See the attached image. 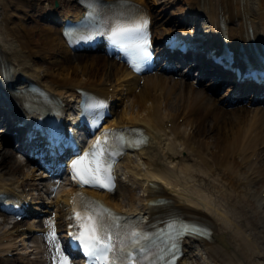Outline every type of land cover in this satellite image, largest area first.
<instances>
[{"label": "bare ground", "instance_id": "obj_1", "mask_svg": "<svg viewBox=\"0 0 264 264\" xmlns=\"http://www.w3.org/2000/svg\"><path fill=\"white\" fill-rule=\"evenodd\" d=\"M6 1L21 18L20 29L13 27L6 10L0 23V80L14 86L10 96L14 113L22 110L20 94L31 80L56 91L70 111L74 101L79 102L73 100L78 87L101 95L118 91L122 95L126 88L127 96H133L132 102L121 113L115 110L111 121L119 125L142 124L150 134L149 145L135 153L138 163H134L131 154L124 162L126 172L134 176L132 180L139 181L142 194L135 195L127 188L128 202L121 205L117 195L93 193L117 210L144 213L152 221L158 214L162 219L178 214L206 225L213 232L211 238L188 243L189 248L194 246L201 251L210 264H264V110L251 112L241 107L225 112L228 101L213 97L205 88L196 89L194 83L186 80L161 74L143 77L139 84L125 65L103 55L73 56L61 28L43 26L39 20L48 13L70 16L79 10L77 0H58L59 7L54 6L55 0H35V6L24 0H0V6L9 7ZM134 1L152 12L147 0ZM182 1L196 20L204 19L200 20L201 26L208 36L219 39L223 22L226 26L234 25L227 28V34L237 45L241 41L264 44V0ZM42 2L47 6L41 7ZM148 3L163 16L157 0ZM169 3L172 0H165L166 5ZM30 16L36 18L33 26L25 21ZM163 18L156 23L161 32L173 31L166 27ZM180 22L173 25L184 26V21ZM41 61L46 64L44 67ZM22 77L28 81H20ZM167 122H172L169 129ZM207 122L209 131L212 130L210 136L204 134ZM181 125L190 126L189 131L182 133ZM169 134H174V139L164 138ZM177 142L186 151L180 160ZM14 157V152L0 143V193L21 195L24 179L16 176V171L24 170L25 165ZM32 177L30 174L26 179ZM158 197H165L169 203L154 211L150 201ZM70 198L71 194L67 203ZM19 226L16 223L11 230L0 233V255L6 262L10 261L9 253L19 249L18 237L26 239L33 231V227ZM19 232L21 235H16ZM21 242L25 244V240ZM37 253L40 254L38 250Z\"/></svg>", "mask_w": 264, "mask_h": 264}, {"label": "snow or ice", "instance_id": "obj_2", "mask_svg": "<svg viewBox=\"0 0 264 264\" xmlns=\"http://www.w3.org/2000/svg\"><path fill=\"white\" fill-rule=\"evenodd\" d=\"M146 23L145 20L133 27L117 25L111 30L110 37L119 42L134 33H142ZM142 52L144 55H148L146 49H142ZM107 136L106 133L103 138L97 140L90 152L73 161V179L81 185L90 184L107 188L109 191L114 189L110 171L111 163L106 158V154H110ZM133 143L138 144L139 141ZM77 217L79 218V213ZM120 219L110 210L103 209L102 206L99 213L93 209L89 216L90 223L88 225L81 223L80 225L88 228L87 237L83 232L77 231L72 233V239L79 241V245L82 246L85 255L89 258L90 264H158V261L153 260L155 252L151 243L152 237L136 229L122 230L124 226L119 223ZM170 227L172 232L169 233L165 247L174 256L179 250L180 237L207 233L206 228L197 224L173 222ZM60 264H68V257L64 256Z\"/></svg>", "mask_w": 264, "mask_h": 264}, {"label": "rangeland", "instance_id": "obj_3", "mask_svg": "<svg viewBox=\"0 0 264 264\" xmlns=\"http://www.w3.org/2000/svg\"><path fill=\"white\" fill-rule=\"evenodd\" d=\"M24 1L25 2L32 1V3L35 4V0H24ZM149 1L151 2V0H149ZM157 2H158L157 7H160V9H163V12H164L163 17L165 19V23H166L167 26H172L173 21H177V20L183 19V18L185 19L184 13L182 11L184 3L181 0H176V1L172 0V3H169L168 5L165 4V0H157ZM42 5L43 4H41V6ZM45 5H46V3H45ZM33 6H35V5H33ZM6 10H9V15L12 18L11 19L12 26L13 27H17L19 25L18 15H17V13L14 12V10H13V8L11 6L7 7V8H3V7L0 6V22L2 21V18H4ZM28 22L31 23V25H32L31 20H29ZM43 24H45V23L43 22ZM46 25L47 24H45V26ZM41 62H42V67H44L46 65L45 62L44 61H41ZM242 106L239 104V105L232 106V107H226L224 110L226 112H231V111H233V109L236 110L235 108H241ZM247 108L251 112H253L254 109H256V106L247 107ZM209 124L210 123L207 122V125H206L207 128H205V129H207V131H206V133H204L207 136H210L212 134V130L209 131ZM203 126H204V124H203ZM181 129L182 130L186 129V131H189L188 129H190V126H185V127L182 126ZM6 149L13 151L12 148H6ZM179 150H180V146H179ZM184 154H185V152L183 151V155ZM14 156H15L14 159L16 158L15 160H17L18 162L21 160L20 156L17 157L16 154ZM31 173L35 174V171L31 167H29L28 165L24 166V170L22 168L21 169L18 168V170L16 171V176H18L20 179H24L23 180L24 185H26V189L29 190V191H30V187H31L32 183H37L40 186L43 183L41 179H38L36 181L35 180L33 181V179H26V176L30 175ZM36 176H38V174H36ZM130 185H133V184H130ZM31 192L34 193V191H32V190H31ZM133 192H134L135 195L142 194V191L140 189H137V188H134ZM122 194H123V192H122ZM44 198H46V197L44 196ZM119 199H120L119 202L122 205L124 203L126 204L125 201L128 202V199L126 200V198H124V197H120ZM5 229H7L5 226H0V233H2ZM204 262H205V264H210L208 261L206 263L205 258L202 255V252H199V251H196V250L195 251L192 250V252L190 251V257L188 258V263L187 264H204ZM0 264H17V262H9V263L5 262L3 257L0 256Z\"/></svg>", "mask_w": 264, "mask_h": 264}]
</instances>
